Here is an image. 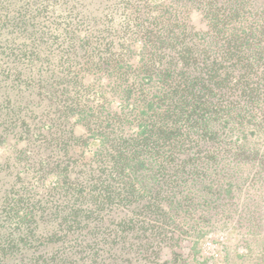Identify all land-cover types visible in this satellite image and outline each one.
<instances>
[{
  "label": "trees",
  "instance_id": "16d2710c",
  "mask_svg": "<svg viewBox=\"0 0 264 264\" xmlns=\"http://www.w3.org/2000/svg\"><path fill=\"white\" fill-rule=\"evenodd\" d=\"M254 138L264 0H0V264H186Z\"/></svg>",
  "mask_w": 264,
  "mask_h": 264
},
{
  "label": "rangeland",
  "instance_id": "374dc122",
  "mask_svg": "<svg viewBox=\"0 0 264 264\" xmlns=\"http://www.w3.org/2000/svg\"><path fill=\"white\" fill-rule=\"evenodd\" d=\"M191 21L203 30L199 13H193ZM247 148L264 157V138H254ZM229 167L234 177L224 185L233 192L221 196V212L206 224L201 218V232L187 234L177 249L186 264H264V166L235 161Z\"/></svg>",
  "mask_w": 264,
  "mask_h": 264
}]
</instances>
